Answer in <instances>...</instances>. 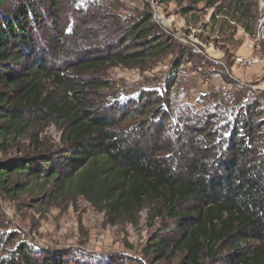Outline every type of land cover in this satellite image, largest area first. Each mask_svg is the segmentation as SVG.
I'll list each match as a JSON object with an SVG mask.
<instances>
[{
	"label": "trees",
	"instance_id": "trees-1",
	"mask_svg": "<svg viewBox=\"0 0 264 264\" xmlns=\"http://www.w3.org/2000/svg\"><path fill=\"white\" fill-rule=\"evenodd\" d=\"M190 1H205L210 9L221 0ZM86 6L65 10L62 0H0V196L16 201L28 195L33 204L81 197L113 221L134 224L148 208L150 223L167 213L179 227L156 241L151 253L165 258L174 248L186 254V264H206L220 254L228 256L224 264H264V131L253 124L263 104L242 96L225 108L224 95L221 108L233 109V119L224 120L222 138L179 165L153 136L146 139L128 125L142 111L156 117L147 96L109 106L104 99L110 82L96 77L106 64L145 69L172 51L171 39L156 31L146 13L121 19L117 9L99 2ZM83 7L94 12L91 21L67 27L66 15ZM249 13L246 0H224L212 19L240 22ZM156 94L155 101H163ZM209 99L196 103H203L210 125L200 120L186 130L201 141L220 108ZM45 126L61 132L56 148L40 140L37 130ZM4 245L1 240L0 264H81L36 245L33 250L19 242L11 251ZM97 261L92 264H115L107 257ZM123 261L116 264H142Z\"/></svg>",
	"mask_w": 264,
	"mask_h": 264
},
{
	"label": "rangeland",
	"instance_id": "rangeland-1",
	"mask_svg": "<svg viewBox=\"0 0 264 264\" xmlns=\"http://www.w3.org/2000/svg\"><path fill=\"white\" fill-rule=\"evenodd\" d=\"M62 1L65 10L96 1L103 5L101 8L104 5L105 8L112 7L113 13L117 9V16L121 19L137 20L146 13L152 17L151 23L156 26V31L171 39L172 51L149 62L145 69L106 64L96 72V77L110 82L111 88L104 99L109 106H121L127 99L139 102L142 96H147L144 98L147 107L155 105L158 114L154 117L152 111L141 115L142 111L134 115L128 125L144 131L146 139L153 136L150 139L158 140L159 148L166 149L165 154L179 161V165L197 151H207V143L212 139L222 138L224 120L233 119V114L230 116L233 109L225 112V108L235 107L237 97L239 100L243 97L258 99L263 104L257 109L253 124L264 131V0H246L250 4V13L240 22H232L230 16L216 18V21L212 19L214 11L224 0L210 9L206 8L205 1L193 5L190 0ZM191 7L192 13H187ZM86 10L83 7L80 13L75 10L67 14V27L75 22L81 26L82 22L91 21L94 12ZM157 19L162 21L157 22ZM250 56L256 57L258 63L243 65L238 61L240 57ZM170 78L174 79L173 82L169 81ZM155 93L163 101H155L156 96H152ZM213 93H217L218 98H206ZM224 95L230 102H225L226 107L221 108ZM199 98L209 99L211 104L220 107L215 109L217 118L212 120L209 137L204 136L203 142L194 133L188 135L186 132L189 126L200 120L201 124L209 122L201 110L203 103H196ZM165 112L167 116L163 115ZM37 132L48 148L59 145L61 132L55 127L45 126ZM23 144L28 151L31 150L28 141ZM31 200L28 195H22L16 201H7L0 196V242L5 240L4 246L9 251L20 242L33 250L36 245L47 255H63L68 260L74 258L81 264L100 262L106 257L115 264L124 262L123 259L142 264L187 262L186 254L174 248L165 258L151 253L156 241L172 237L179 229L178 222L167 213L150 223L149 209L145 208L134 224L128 219L113 221L106 212L97 211L81 197L75 200L46 198L38 204L31 203ZM10 233L18 239L12 241L11 236L8 237ZM219 257L216 260L207 258L205 263L224 264L228 256L220 254Z\"/></svg>",
	"mask_w": 264,
	"mask_h": 264
},
{
	"label": "built area",
	"instance_id": "built-area-1",
	"mask_svg": "<svg viewBox=\"0 0 264 264\" xmlns=\"http://www.w3.org/2000/svg\"><path fill=\"white\" fill-rule=\"evenodd\" d=\"M158 20H161V19H157V22H158ZM194 52L199 54V52L197 50H194ZM238 61L241 64H243V65H245V64L251 65L253 63H256V64L258 63V59L256 57H252V56H250V57H240Z\"/></svg>",
	"mask_w": 264,
	"mask_h": 264
}]
</instances>
